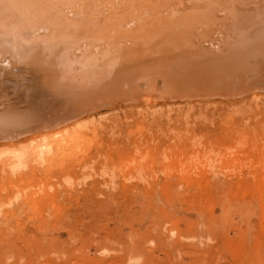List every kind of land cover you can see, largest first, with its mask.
Returning <instances> with one entry per match:
<instances>
[{
  "label": "rangeland",
  "instance_id": "1",
  "mask_svg": "<svg viewBox=\"0 0 264 264\" xmlns=\"http://www.w3.org/2000/svg\"><path fill=\"white\" fill-rule=\"evenodd\" d=\"M240 91L142 93L48 160L0 157V264H264V89Z\"/></svg>",
  "mask_w": 264,
  "mask_h": 264
},
{
  "label": "bare ground",
  "instance_id": "2",
  "mask_svg": "<svg viewBox=\"0 0 264 264\" xmlns=\"http://www.w3.org/2000/svg\"><path fill=\"white\" fill-rule=\"evenodd\" d=\"M136 82L148 93L114 97ZM241 88L264 89V0H0V143L12 147L0 157L13 173L82 138L104 104H208Z\"/></svg>",
  "mask_w": 264,
  "mask_h": 264
}]
</instances>
